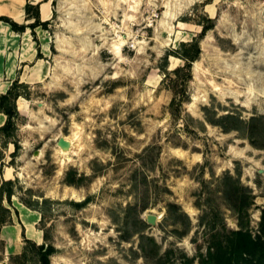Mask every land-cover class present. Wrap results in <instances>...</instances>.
Returning <instances> with one entry per match:
<instances>
[{"label": "rangeland", "instance_id": "1", "mask_svg": "<svg viewBox=\"0 0 264 264\" xmlns=\"http://www.w3.org/2000/svg\"><path fill=\"white\" fill-rule=\"evenodd\" d=\"M34 1L0 3L27 26ZM51 6L30 29L46 74L4 104L19 111L0 131V264H37L15 258L18 213L36 221L44 198L50 264H264V0Z\"/></svg>", "mask_w": 264, "mask_h": 264}, {"label": "crops", "instance_id": "2", "mask_svg": "<svg viewBox=\"0 0 264 264\" xmlns=\"http://www.w3.org/2000/svg\"><path fill=\"white\" fill-rule=\"evenodd\" d=\"M33 3H38V14L41 21L48 20L51 17L53 13L51 0H35ZM8 5L9 4L0 3V15L11 17L13 20L15 17H18V20L15 21L20 23L19 19L23 17L22 7ZM50 49L51 45L49 42L44 41L42 38H39V44H36L33 40L30 28L26 27L21 32H15L8 23L0 20V94L6 93L14 81L24 83L37 81L34 78L35 76H33L31 80H25L24 75L29 71H32L34 75L38 74L39 78L42 74L45 76L46 71L44 68L46 67L42 60L37 58V53L39 51L44 57H47ZM17 109L19 111L18 105ZM5 120L6 115L0 111V127L4 124ZM35 212L38 214V220L40 213L38 211ZM18 214L20 224L24 228V236L27 239H32V241L37 244H41L43 236L42 231L35 227L37 220L26 219L25 215H23L22 219L21 213ZM28 226H31L34 235L28 233ZM17 229L18 233L16 232L15 236L20 234L19 228ZM0 234L2 239L5 240L4 252L7 253L9 239L4 237L3 231H1Z\"/></svg>", "mask_w": 264, "mask_h": 264}, {"label": "trees", "instance_id": "3", "mask_svg": "<svg viewBox=\"0 0 264 264\" xmlns=\"http://www.w3.org/2000/svg\"><path fill=\"white\" fill-rule=\"evenodd\" d=\"M27 1H28V3H30V0H27ZM28 3H27V5H29ZM0 20L8 23L10 25L11 29L15 32H21L26 27L30 28L31 30H34L38 26L44 27V25L47 24V21L39 20L38 15L35 17V22H32V23H30V25H27V26L20 24V23L16 22L15 20H13L7 16H0ZM32 34L34 36L33 32H32ZM16 84L17 83L14 81L12 83V85L9 87V89L6 91V93L0 95V111L6 115V120H5L4 124L0 127V131L1 130L7 131V133H9L8 128L10 126H14L13 118L15 115H18V110H17V107L15 105V102L12 103L9 108L5 107L4 104L11 97L12 91H13L14 86ZM16 97L17 96L12 97V99L15 100L14 98H16ZM14 146L17 147L16 144H14ZM9 182H10L9 180L3 181L2 184L9 183ZM12 194H13V192H11L10 190L7 192L6 198H7L8 202L10 201V197L12 196ZM50 202H51V200L44 198V199H42L41 203H39V204L36 203L38 205L32 207L34 210H37L38 212L41 213V220L44 217L43 216L44 215V209L42 208V206L44 207L45 205L49 204ZM25 204L27 206L31 207L30 204H28V203H25ZM9 218H11V215L9 216ZM45 238H46V235H44V240H45ZM24 241H25L26 245L23 246L22 253L15 258H23L29 252H34L35 255L39 257L37 264H50V256L54 252V248L52 245H50V244L46 245L44 243L37 244L36 242L32 241V239L30 240L27 238H24ZM29 261H31V260H29Z\"/></svg>", "mask_w": 264, "mask_h": 264}, {"label": "water", "instance_id": "4", "mask_svg": "<svg viewBox=\"0 0 264 264\" xmlns=\"http://www.w3.org/2000/svg\"><path fill=\"white\" fill-rule=\"evenodd\" d=\"M57 145L58 146H60V147H69V144H68V142L63 138V137H59L58 139H57ZM39 153V151H35V155H37ZM146 220H147V222H149V223H155V221H156V216L154 215V214H147V216H146Z\"/></svg>", "mask_w": 264, "mask_h": 264}, {"label": "bare ground", "instance_id": "5", "mask_svg": "<svg viewBox=\"0 0 264 264\" xmlns=\"http://www.w3.org/2000/svg\"><path fill=\"white\" fill-rule=\"evenodd\" d=\"M61 137H63V136H61ZM67 142H68V144H69V147L67 148V147H60L61 148V150H63V151H68V150H70V148L72 147V145H73V141L72 140H69V139H66L65 137H63ZM68 188V187H67ZM66 191V190H65ZM66 192H71L69 195L71 196V197H74V191H72V190H70V189H68ZM67 194V193H66ZM69 197V196H68ZM156 218H157V216H156ZM28 233L30 234V235H34V231H33V229L32 228H29L28 229ZM35 241H37V240H35Z\"/></svg>", "mask_w": 264, "mask_h": 264}]
</instances>
